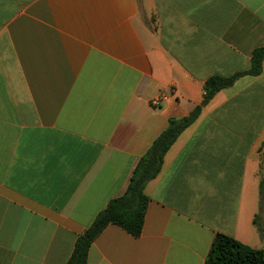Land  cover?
<instances>
[{
  "label": "crops",
  "instance_id": "0c3cea01",
  "mask_svg": "<svg viewBox=\"0 0 264 264\" xmlns=\"http://www.w3.org/2000/svg\"><path fill=\"white\" fill-rule=\"evenodd\" d=\"M261 46L264 0H0V264H68L170 119ZM262 182L264 70L202 108L141 235L108 225L88 264H206L217 234L263 249Z\"/></svg>",
  "mask_w": 264,
  "mask_h": 264
},
{
  "label": "trees",
  "instance_id": "16d2710c",
  "mask_svg": "<svg viewBox=\"0 0 264 264\" xmlns=\"http://www.w3.org/2000/svg\"><path fill=\"white\" fill-rule=\"evenodd\" d=\"M263 70L264 46H261L253 51L249 70L227 77L216 75L208 78L204 84L202 103L187 117L170 119L167 129L139 160L125 194L110 201L108 206L96 216L91 226L78 237L68 264H88L93 242L110 224L122 227L133 236H140L150 201L145 192L146 186L161 173L165 156L171 146L180 134L198 119L202 108L208 105L218 92L232 87L243 76H259ZM262 196H264V182H262ZM255 222L264 232V225H260V216ZM206 264H264V248L253 249L234 238L217 234Z\"/></svg>",
  "mask_w": 264,
  "mask_h": 264
},
{
  "label": "rangeland",
  "instance_id": "374dc122",
  "mask_svg": "<svg viewBox=\"0 0 264 264\" xmlns=\"http://www.w3.org/2000/svg\"><path fill=\"white\" fill-rule=\"evenodd\" d=\"M260 220H262V222H264V196H263V199H262V206H261V209H260ZM264 225V223H263Z\"/></svg>",
  "mask_w": 264,
  "mask_h": 264
},
{
  "label": "built area",
  "instance_id": "2783aa9c",
  "mask_svg": "<svg viewBox=\"0 0 264 264\" xmlns=\"http://www.w3.org/2000/svg\"><path fill=\"white\" fill-rule=\"evenodd\" d=\"M155 105H158V102H156Z\"/></svg>",
  "mask_w": 264,
  "mask_h": 264
}]
</instances>
